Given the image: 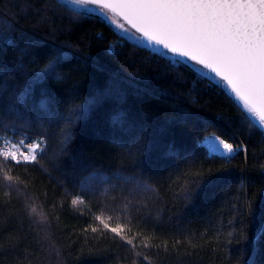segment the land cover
<instances>
[{
  "label": "trees",
  "instance_id": "1",
  "mask_svg": "<svg viewBox=\"0 0 264 264\" xmlns=\"http://www.w3.org/2000/svg\"><path fill=\"white\" fill-rule=\"evenodd\" d=\"M38 7L0 4V31L15 23L37 42L27 55L0 43V137L45 142L36 162L0 165L20 180L9 188L0 175V264H264V234L255 239L264 230V132L191 62L171 67L84 9L49 12L52 22L37 25ZM56 49L63 62L14 111L16 91ZM210 135L241 150L230 162L213 156L203 144ZM76 196L86 205L72 206ZM32 204L47 221L29 215ZM105 208L122 209L152 246L136 239L133 250L104 230L94 216Z\"/></svg>",
  "mask_w": 264,
  "mask_h": 264
},
{
  "label": "snow or ice",
  "instance_id": "2",
  "mask_svg": "<svg viewBox=\"0 0 264 264\" xmlns=\"http://www.w3.org/2000/svg\"><path fill=\"white\" fill-rule=\"evenodd\" d=\"M39 7L36 15L40 17L37 25L52 22L56 10H72L83 14L84 6H92L85 11L108 20L115 25L127 39L135 40L137 46L145 44L154 55L169 60L171 67L187 66L191 62L201 79L211 75V85L221 89L230 102L235 103L242 118L250 128L258 127L264 132V0H36ZM3 0H0V4ZM36 7V3L32 4ZM2 14V13H0ZM130 33V34H129ZM124 38V37H122ZM0 43L4 47L15 48L23 55L37 46L34 36L23 28L10 23L0 31ZM60 49L50 52L51 57L40 72L34 75L28 84L18 89L13 97V110L23 109L32 93L33 85L47 79L57 70L66 57ZM180 59H176V58ZM22 64H15L20 71ZM203 70V71H202ZM0 75L7 76L8 69L0 66ZM41 101V107H45ZM76 115H82L77 113ZM121 117H114L119 123ZM66 139H68L66 137ZM0 165L5 162L28 164L37 161L44 145L43 138L31 143L24 139L14 142L0 137ZM204 141L213 156L230 162L231 155L240 151V147L216 135L206 136ZM23 149V150H22ZM264 168V166H262ZM0 175L9 188L20 183L10 170L0 167ZM200 177V173L196 174ZM199 184V180L197 181ZM264 192V189L261 190ZM8 195V193H5ZM72 206L86 205L82 196L71 200ZM252 208V205H248ZM29 215L36 214L41 221H47V215L35 204L26 205ZM111 212V215H106ZM104 230L119 237L132 249H136L134 240L141 239L142 247H151L150 237L133 233L132 221L123 214L122 209H101L94 216ZM114 222L115 226H112ZM97 232V227L91 228ZM264 230L255 237L259 240ZM231 237L232 234L229 233ZM247 239V237H245ZM231 242V241H229ZM141 253L136 251V256ZM135 264V261H133ZM151 264V262H149ZM251 264V262H250Z\"/></svg>",
  "mask_w": 264,
  "mask_h": 264
},
{
  "label": "rangeland",
  "instance_id": "3",
  "mask_svg": "<svg viewBox=\"0 0 264 264\" xmlns=\"http://www.w3.org/2000/svg\"><path fill=\"white\" fill-rule=\"evenodd\" d=\"M89 7H92V6H84L82 9L85 10V9H87V8H89ZM113 26L115 27V25H113ZM115 28H116V27H115ZM116 29H117V28H116ZM117 30L119 31L120 34H122L123 36H126V34L122 33L119 29H117ZM129 34H130V33H129ZM126 37H127V36H126ZM143 45L147 46L146 43L143 44ZM147 47H148V46H147ZM150 49H151V48H150ZM176 59H178V57H177ZM179 59H180V58H179ZM197 67H198V66H197ZM202 71H203V70H202ZM211 75H212V74H209V78H208L209 80H211ZM204 142H205V141H204ZM206 146H207V145H206ZM22 150H23V149H22Z\"/></svg>",
  "mask_w": 264,
  "mask_h": 264
},
{
  "label": "built area",
  "instance_id": "4",
  "mask_svg": "<svg viewBox=\"0 0 264 264\" xmlns=\"http://www.w3.org/2000/svg\"><path fill=\"white\" fill-rule=\"evenodd\" d=\"M200 75V74H199ZM208 84H209V82H208ZM9 140V139H8ZM11 141V140H10ZM1 143H2V141H1Z\"/></svg>",
  "mask_w": 264,
  "mask_h": 264
},
{
  "label": "water",
  "instance_id": "5",
  "mask_svg": "<svg viewBox=\"0 0 264 264\" xmlns=\"http://www.w3.org/2000/svg\"><path fill=\"white\" fill-rule=\"evenodd\" d=\"M203 144H205L206 145V143L203 141Z\"/></svg>",
  "mask_w": 264,
  "mask_h": 264
}]
</instances>
